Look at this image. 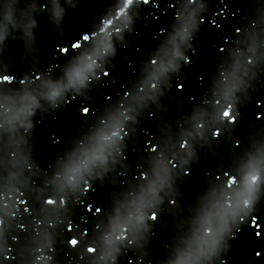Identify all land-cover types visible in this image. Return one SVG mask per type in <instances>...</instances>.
<instances>
[{"label": "water", "instance_id": "95a60500", "mask_svg": "<svg viewBox=\"0 0 264 264\" xmlns=\"http://www.w3.org/2000/svg\"><path fill=\"white\" fill-rule=\"evenodd\" d=\"M202 5L133 0L128 24L116 15L123 0H0V77L8 76L0 79V264H177L196 248L205 211L234 201L251 171L259 174L255 210L233 229L226 250L221 242L219 259L202 264H264V175ZM190 14L191 41L180 43L189 62L152 80ZM107 19L113 24L101 31ZM107 33L115 53L99 59V76L78 90L65 87L72 65ZM54 85L63 89L55 102L47 97ZM30 97L31 115L17 119ZM116 116L123 120L119 153L70 182L82 145ZM158 176L166 179L152 197ZM141 197L145 221L137 225Z\"/></svg>", "mask_w": 264, "mask_h": 264}, {"label": "clouds", "instance_id": "9594fccd", "mask_svg": "<svg viewBox=\"0 0 264 264\" xmlns=\"http://www.w3.org/2000/svg\"><path fill=\"white\" fill-rule=\"evenodd\" d=\"M148 0H144V3H147ZM133 3V0L129 2V0H123V6L117 8L116 15L117 17H124V22L130 24L131 23V16L125 15V10L128 9ZM205 6V5H202ZM43 7V6H42ZM62 11V10H61ZM203 20V16H200L199 23L201 24ZM111 21V23H106ZM105 25L101 31H105L107 27H110L113 24L112 19H107L106 21H102ZM195 25V20L192 14L189 15V20L182 26L178 35L179 41L176 38H173L172 44V53L167 59V61H161L159 65H157V59L153 58L151 60L152 65H157V68L152 71L149 75L152 80L158 81L161 75L167 73L168 71H178L179 70V60H182L183 63H188L190 58L184 51L180 48V43L184 41H191V28ZM120 28H117L116 31L120 32ZM237 32L240 31L239 28L236 29ZM89 34H85L83 36L84 41L89 40ZM76 45H79L77 47ZM81 44L79 42L74 43L72 45L73 49L80 48ZM190 49L192 48V44H189ZM223 47L221 48V52L223 51ZM64 52H67V49H63ZM115 53V47L111 40V34L107 33L103 39H101L96 46L93 48L92 52L83 55L78 59V62L72 65L69 72L66 73L67 76V84L65 87L79 89L84 87L86 83L89 81L90 75L99 76L96 72V68L99 67V59L109 54ZM71 59V57H70ZM249 63H251V58H249ZM108 70L107 67L103 69V76H107ZM39 78V77H37ZM5 80L8 79V76L4 77ZM23 82V81H22ZM151 87L154 89L156 87L155 83H152ZM63 89L58 86L54 85L49 88L47 97L49 100L55 102L58 97L61 96ZM125 95H128L126 92ZM141 99H143L141 97ZM36 103L35 97L29 98V103L22 106V108L18 111L16 118L19 119L21 116H28L31 115V105ZM229 108L226 109L222 115L227 117L230 116L231 113ZM83 113L87 115L89 113V108H83ZM123 116V120H127L129 117L127 115ZM123 120L120 119L119 116L113 118V122L110 126L106 127L105 129L98 130L95 137L92 141L87 145L83 146L79 152L77 158L73 161L72 165L68 169L69 181H73L76 179L77 176L81 175L84 171H88L91 166L96 164H106L110 155L113 152L119 153L118 142L122 139L121 137V126ZM236 117L232 116L230 123H235ZM29 126L31 123L29 122ZM220 134V130L217 128L213 135L218 136ZM239 141H237V145ZM187 146V141L181 144V148ZM155 145H153L152 150L155 151ZM175 167V165H173ZM188 169H184V174H187ZM158 181L160 182L159 185L156 182L150 184L148 189V195L152 197L158 196L160 187L163 186L165 182V177L158 176ZM259 180L258 172L251 171L246 174L245 177V187L244 189L238 193L237 197L234 201L229 200L225 201L223 204L216 207L215 211L206 210L203 216V224L206 225L203 227L202 235L197 237L196 240V248L192 251L187 252L185 255L181 256L180 259L177 261V264H202L204 259H213L217 261L220 257V254L223 250H226L228 247V240L230 237L233 236V229L238 228L241 221H243L249 214H251L255 208L253 207V192L254 186L256 185L257 181ZM89 188L88 184H85V191ZM146 197H141L139 206L136 208V212L134 215V221L137 225L143 224L145 221V214L141 210L143 203ZM47 203H54L53 200L49 198ZM170 204H175L176 201L170 200ZM101 209L99 207L96 208V212H100ZM149 219L155 221L157 219V213L155 211L151 212ZM133 219V217H130ZM215 221V223H214ZM68 229L72 230V224H68ZM121 237H117L120 239ZM224 242V247L222 251H218L219 245L221 242ZM78 243L75 237H72L69 240V244L75 246ZM131 243V241H130ZM89 252H94V248H89ZM260 253L257 252V256Z\"/></svg>", "mask_w": 264, "mask_h": 264}, {"label": "snow or ice", "instance_id": "6c2138e0", "mask_svg": "<svg viewBox=\"0 0 264 264\" xmlns=\"http://www.w3.org/2000/svg\"><path fill=\"white\" fill-rule=\"evenodd\" d=\"M129 2H131V0H129ZM106 23H111V21H108ZM77 47H79V45H76ZM0 79H4L3 77H0Z\"/></svg>", "mask_w": 264, "mask_h": 264}]
</instances>
